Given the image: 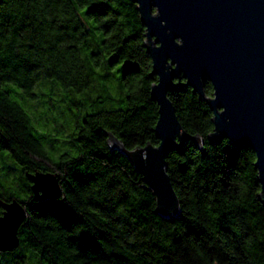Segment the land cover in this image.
Listing matches in <instances>:
<instances>
[{
	"label": "trees",
	"instance_id": "1",
	"mask_svg": "<svg viewBox=\"0 0 264 264\" xmlns=\"http://www.w3.org/2000/svg\"><path fill=\"white\" fill-rule=\"evenodd\" d=\"M144 33L132 0H0V200L24 208L0 264H264L255 153L208 140L211 107L190 87L168 92L206 150L188 140L166 155L181 216L154 212L143 176L108 149L104 130L128 149L159 143ZM203 89L212 96L209 81ZM35 172L56 175L60 196L35 200Z\"/></svg>",
	"mask_w": 264,
	"mask_h": 264
},
{
	"label": "water",
	"instance_id": "2",
	"mask_svg": "<svg viewBox=\"0 0 264 264\" xmlns=\"http://www.w3.org/2000/svg\"><path fill=\"white\" fill-rule=\"evenodd\" d=\"M145 27L143 44L151 58L150 97L158 118L152 128L159 143L128 149L111 132L107 146L118 150L152 189L154 212L164 218L181 216L180 201L167 172L166 155L192 140L205 155L200 134H190L175 112L168 92L190 87L211 107L213 144L226 138L246 144L255 153L254 166L261 186L258 200L264 207V0H132ZM155 10V11H154ZM184 81H183V80ZM204 81L213 88L206 97ZM34 199L60 196L56 175L27 174ZM0 252L18 245L17 230L24 208L16 200H0ZM216 264V263H214Z\"/></svg>",
	"mask_w": 264,
	"mask_h": 264
},
{
	"label": "rangeland",
	"instance_id": "3",
	"mask_svg": "<svg viewBox=\"0 0 264 264\" xmlns=\"http://www.w3.org/2000/svg\"><path fill=\"white\" fill-rule=\"evenodd\" d=\"M44 89L43 88H40V86H37L36 88H35V92L34 93H36L39 97H38V100H45L46 101V98L45 97H43V96H41L40 95V93L43 91ZM37 106H39V104L37 103ZM63 105L61 104V107H62ZM61 109L62 108H60L58 111H54V113H53V116L52 117H54V121H53V124L54 125H62V124H64L65 122H66V120H69V118H64V115H62L61 113H60V111H61ZM39 112H38V114L39 115H41L44 111H43V108H41V109H39L38 110ZM51 119V125H52V118H50ZM68 137H69V132L68 131H61L59 134H57V138H58V140H63V139H68Z\"/></svg>",
	"mask_w": 264,
	"mask_h": 264
},
{
	"label": "flooded vegetation",
	"instance_id": "4",
	"mask_svg": "<svg viewBox=\"0 0 264 264\" xmlns=\"http://www.w3.org/2000/svg\"><path fill=\"white\" fill-rule=\"evenodd\" d=\"M155 11V10H154ZM142 24V23H141ZM144 29H145V27H144ZM146 50V49H145ZM152 64V63H151ZM155 76V75H154ZM156 77V76H155ZM157 78V77H156ZM183 80V79H182ZM184 81V80H183Z\"/></svg>",
	"mask_w": 264,
	"mask_h": 264
}]
</instances>
